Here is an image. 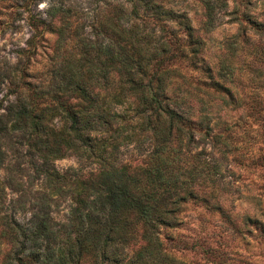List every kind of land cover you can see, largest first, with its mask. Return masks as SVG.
Instances as JSON below:
<instances>
[{"label":"trees","instance_id":"trees-1","mask_svg":"<svg viewBox=\"0 0 264 264\" xmlns=\"http://www.w3.org/2000/svg\"><path fill=\"white\" fill-rule=\"evenodd\" d=\"M22 1L34 34L0 74L14 97L0 103V264H187L163 252L157 233L186 201L219 208L209 201L220 165L197 145L230 146L214 132L217 104L171 82L182 79L175 64L206 72L202 85L225 93L224 106L235 99L209 74L202 39L175 8L183 0H50L45 18L40 0ZM199 1L208 30L215 7ZM45 32L56 34L49 52ZM37 48L46 55L38 78L29 71ZM129 145L147 152L140 165L120 162ZM70 156L80 167L55 168ZM57 200L69 202L62 223L50 216Z\"/></svg>","mask_w":264,"mask_h":264},{"label":"rangeland","instance_id":"rangeland-1","mask_svg":"<svg viewBox=\"0 0 264 264\" xmlns=\"http://www.w3.org/2000/svg\"><path fill=\"white\" fill-rule=\"evenodd\" d=\"M209 1L215 8L213 26L208 30L204 6L199 0H183L175 8L185 11L196 35L202 39L200 55L210 68L209 74L231 91L235 103L224 106L222 98L228 97L222 92H216L213 98V89L202 85L208 84L206 72L192 69L185 60L175 64L182 79L172 78L171 82L188 84L198 99L217 104L214 119L220 122L214 132L221 135L219 140L226 138L230 148L223 153L218 144L212 148L206 140L198 143L197 150L203 146L220 165L219 184L214 199L209 201L219 208L210 209L200 200L186 201L176 216L175 226L162 227L157 239L163 252L187 264H264V33L241 16L246 14L264 24V0ZM23 3L0 0V74L17 63L14 51L26 48V41L34 34L29 20L33 12L30 6L28 11L20 7ZM51 4L50 0L34 4L40 18H45L44 10ZM55 37V33L45 32L41 47L49 52ZM36 52L29 71L38 78L39 71L44 70L46 55L39 48ZM7 86L4 79L0 83L2 106L14 99ZM120 151V162L124 164L140 165L147 155L131 145L121 147ZM54 165L60 171L80 167L74 156L57 159ZM33 188L41 190L36 182ZM7 190L9 197H17ZM68 207V200L54 201L50 216L62 223Z\"/></svg>","mask_w":264,"mask_h":264}]
</instances>
